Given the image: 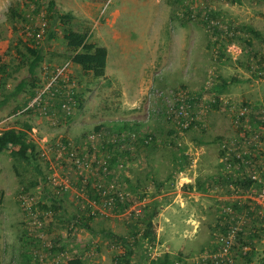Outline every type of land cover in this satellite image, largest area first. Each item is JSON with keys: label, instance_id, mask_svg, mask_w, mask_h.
<instances>
[{"label": "rangeland", "instance_id": "1", "mask_svg": "<svg viewBox=\"0 0 264 264\" xmlns=\"http://www.w3.org/2000/svg\"><path fill=\"white\" fill-rule=\"evenodd\" d=\"M49 1L0 0V131L27 122L40 151L35 163L0 153V264H174L240 221L239 242L251 250L237 264H263L264 220L238 203L251 170L234 154L226 161L222 146L239 137L240 107L264 109V0H205L220 27L190 19L192 0H55L108 65L95 77L72 63L70 80L47 90L81 46L64 40ZM25 44L44 53L33 75L19 53ZM182 90L195 116L188 128L169 117ZM251 121L261 144L241 153L264 161V122ZM222 168L231 176L211 179Z\"/></svg>", "mask_w": 264, "mask_h": 264}, {"label": "built area", "instance_id": "2", "mask_svg": "<svg viewBox=\"0 0 264 264\" xmlns=\"http://www.w3.org/2000/svg\"><path fill=\"white\" fill-rule=\"evenodd\" d=\"M192 1V7L189 10L190 19L203 20L208 26H221L216 16L212 15L211 5L209 6V4H206V1L209 2V0ZM71 64L72 61L66 62L55 69L54 77L46 86L47 90L52 88L53 85L56 86L61 80H70L68 70ZM63 88H65V91L62 90V93L65 97L63 98L62 106L66 112L70 114L72 111V103L75 100V91L70 83L63 84L62 89ZM42 97L43 93H40L33 102H38V104H40L41 101H38V99ZM187 98L188 94L185 90L178 92L177 102L171 105L169 111V117L174 118L183 128H188L195 120V116L190 111V104L188 105ZM252 119L264 122V109H258L253 105L240 107L235 116V127L239 133V137L232 140H225L222 147L223 150L226 151L224 156L226 161L232 159L231 155L234 154L238 157L236 160H238L240 164L247 165V167L250 168L251 172L248 173V175L252 179L253 184L247 189L245 196H243L246 199L241 201H244V204H248V210L254 212L256 217L264 220V169L256 168L257 163L263 162L260 160L256 161L254 158H244L242 155V153H246L247 151H257L255 147L261 144V132L258 131L257 127H255L256 125L252 123ZM241 148H244L242 150L243 152ZM78 163L80 165V160ZM229 164L231 163L229 162ZM108 203H110V201ZM223 211L228 215H233L235 213L232 206H225ZM241 224V221L236 224H231L225 232H221L217 235L212 247H207L193 256L186 255L176 260L174 264H237L239 258L246 255L251 250L249 245L239 242L242 229Z\"/></svg>", "mask_w": 264, "mask_h": 264}, {"label": "trees", "instance_id": "3", "mask_svg": "<svg viewBox=\"0 0 264 264\" xmlns=\"http://www.w3.org/2000/svg\"><path fill=\"white\" fill-rule=\"evenodd\" d=\"M48 14L51 15L52 19H56L63 25L64 40L81 42L80 48L76 50L71 56L72 63H75L76 65L81 67L85 73L93 74V76L95 77L105 76L108 61L107 55L106 53L96 51V43L90 40L91 33L87 30L80 31L74 29L71 25L73 15L71 13H60V11L56 8L55 0L49 1ZM245 28L252 33L258 34V32L250 25H245ZM52 31L53 30L48 33L50 38H52L54 35ZM24 48L25 52H20L19 50V53L23 55L24 58H27L30 75H33L36 68L41 65L44 60V53L43 50L38 46L25 44ZM1 68L2 66H0V69ZM26 86L27 81L24 79L17 84L15 93L23 91L24 89H26ZM125 124L127 127L129 126L128 122ZM31 130V124L24 122L21 124V126H13L0 131V153L10 151L11 155L17 159L24 160L28 163H35L40 155V151L38 148V144L29 134ZM109 146H112V144H109ZM113 163L114 165H116L118 161L114 160ZM35 167L38 169V171H40L38 165L35 164ZM145 219H147L145 221L148 223L149 230L152 226L151 214H147ZM151 228H153V226ZM155 233L156 232H154L153 228V236L155 235ZM111 234L113 236L115 235L112 232ZM148 235H151L149 231H147L146 236ZM120 239L122 241L127 240L121 236ZM69 264H80V261L78 259L71 260ZM153 264H173V260L169 258L163 259L159 257L153 260Z\"/></svg>", "mask_w": 264, "mask_h": 264}, {"label": "crops", "instance_id": "4", "mask_svg": "<svg viewBox=\"0 0 264 264\" xmlns=\"http://www.w3.org/2000/svg\"><path fill=\"white\" fill-rule=\"evenodd\" d=\"M57 1V0H56ZM69 9H73V8H71V7H67V10H69ZM120 10H121V8H119V12H120ZM74 13V12H73ZM77 14V13H76ZM203 46H205V43H201ZM107 55V54H106ZM107 60H108V55H107ZM191 64V63H190ZM107 65H108V61H107ZM159 78V80H163L164 79V76H163V74H161V76L160 77H158ZM126 126V125H125ZM260 161H262V160H260ZM263 163H264V161H262ZM229 171V170H228ZM216 173H218L219 174V176H216V174L215 175H212L211 176V179H215V180H218V179H220V180H224V178H226L227 176H231V174H227V173H224V170H223V168L221 169V173H220V170H219V172H216ZM190 186V185H189ZM195 192H197V194H202V192L201 191H195ZM224 197H231V198H235V197H238V196H236L235 194H233L232 196H230L229 194H226V195H224ZM227 199V198H226ZM225 201H230V202H232V203H236V200L234 199V200H225ZM238 201V200H237ZM240 201L241 200H239V204H240ZM225 203H227V202H225ZM110 234H111V232H109ZM112 235V234H111ZM121 237H123L124 239H127L126 238V236H121ZM82 263V260L80 261V264Z\"/></svg>", "mask_w": 264, "mask_h": 264}]
</instances>
